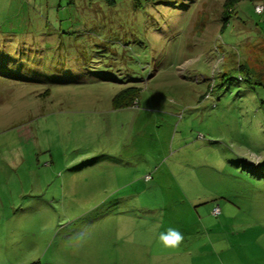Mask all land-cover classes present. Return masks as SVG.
Instances as JSON below:
<instances>
[{
	"label": "rangeland",
	"instance_id": "obj_1",
	"mask_svg": "<svg viewBox=\"0 0 264 264\" xmlns=\"http://www.w3.org/2000/svg\"><path fill=\"white\" fill-rule=\"evenodd\" d=\"M225 2L0 0V264H264V0Z\"/></svg>",
	"mask_w": 264,
	"mask_h": 264
},
{
	"label": "trees",
	"instance_id": "obj_2",
	"mask_svg": "<svg viewBox=\"0 0 264 264\" xmlns=\"http://www.w3.org/2000/svg\"><path fill=\"white\" fill-rule=\"evenodd\" d=\"M240 0H226V2H225V5H224V7H225V13H224V15H223V20H224V22L225 23H228L229 22V20H230V13H231V11H233L234 10V8H235V6H236V4L239 2ZM133 91H135V90H130V91H128V92H126V93H119L118 95H116V97H115V100H114V102H115V105L117 106V108L118 107H122V108H124V107H129V106H131L132 104V101H131V98H132V96L134 95V93H133ZM132 92V93H131ZM130 93H131V95H130ZM139 94H137V98L139 97L138 96ZM126 96H128L129 97V99H125L126 98ZM126 100V101H125ZM221 208V207H220ZM214 209V208H213ZM221 213H222V209H221ZM220 213V214H221ZM219 214V215H220ZM219 215H217V216H219Z\"/></svg>",
	"mask_w": 264,
	"mask_h": 264
},
{
	"label": "clouds",
	"instance_id": "obj_3",
	"mask_svg": "<svg viewBox=\"0 0 264 264\" xmlns=\"http://www.w3.org/2000/svg\"><path fill=\"white\" fill-rule=\"evenodd\" d=\"M183 239V234L175 228H168L159 236L160 243L165 248H178L183 243Z\"/></svg>",
	"mask_w": 264,
	"mask_h": 264
},
{
	"label": "built area",
	"instance_id": "obj_4",
	"mask_svg": "<svg viewBox=\"0 0 264 264\" xmlns=\"http://www.w3.org/2000/svg\"><path fill=\"white\" fill-rule=\"evenodd\" d=\"M255 11L259 14H262L264 12V6L263 5H256L255 6ZM221 213V208L219 205L215 206L214 209L212 210V214L217 216Z\"/></svg>",
	"mask_w": 264,
	"mask_h": 264
},
{
	"label": "crops",
	"instance_id": "obj_5",
	"mask_svg": "<svg viewBox=\"0 0 264 264\" xmlns=\"http://www.w3.org/2000/svg\"><path fill=\"white\" fill-rule=\"evenodd\" d=\"M258 45H260V43L258 44ZM261 48V47H260ZM252 52H254L253 50H252ZM261 53V52H260ZM262 54V53H261ZM262 61L264 60L263 59V57H262V59H261ZM253 75H254V78H258L259 79V81H262L263 79H264V64L261 66V70H256L255 68H254V71H253Z\"/></svg>",
	"mask_w": 264,
	"mask_h": 264
}]
</instances>
